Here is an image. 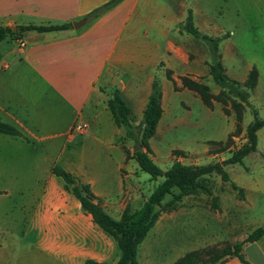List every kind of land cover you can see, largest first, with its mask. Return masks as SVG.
<instances>
[{"label": "crops", "instance_id": "crops-1", "mask_svg": "<svg viewBox=\"0 0 264 264\" xmlns=\"http://www.w3.org/2000/svg\"><path fill=\"white\" fill-rule=\"evenodd\" d=\"M106 1L0 0V26L19 35L17 39L8 36L0 41V121L20 132V135L0 133V141L29 138L40 141L47 136H64L59 166L76 182L88 184L96 198L94 202L110 217L120 218L127 207L137 209L150 194V189L148 192L141 189L139 179H152L141 174L133 158L127 159L131 137L124 126L115 124L107 102L118 90L130 110V123L136 126L141 121L152 82L157 80L162 114L150 139L157 135L164 138L177 122L175 111L179 102L174 97L186 91L175 90L165 71L170 70L178 87L182 86L183 76L195 80L209 73L211 55L210 60L181 56L179 41L185 35L182 24L190 10L194 26L208 35V28L199 25V21L217 20L198 0H123L94 19L84 18ZM62 23L70 26L46 32L17 29L29 24ZM19 40L24 41L23 48H19ZM195 101L200 103L203 118H211V108L199 98ZM165 118L168 121L164 127ZM80 122L86 125L85 131L70 134L71 126ZM232 129L233 126L225 134ZM193 144L195 150L207 153V146H198L197 141ZM177 146L186 147L180 143ZM51 148H34L31 152L47 153ZM43 155L42 160L34 162L35 166H44L40 191L29 197L19 195L22 200L19 210H26L18 218L15 216L20 227H0V264H90L89 261L115 264V238L83 210L70 190L73 185H67L52 173L57 159ZM150 157L156 163L151 154ZM176 160L181 162V158ZM236 168L235 175L232 170ZM226 171L229 179L224 183L228 191L217 197L225 205L224 242L233 244L254 230L237 236L242 226L241 212L249 203L255 205L256 193L264 194V176L244 177L242 170L234 166H226ZM230 183L243 193L231 189ZM0 195L8 196L9 192L4 189ZM178 211H187L195 220L193 208H178L171 214L160 215L152 228H160L163 221L178 220ZM186 242V245L194 243L195 247L185 253L203 244L195 233L188 235ZM241 252L248 263L264 264V232L258 239L245 242ZM143 256L139 264H156L146 251ZM216 264L245 263L230 256Z\"/></svg>", "mask_w": 264, "mask_h": 264}, {"label": "rangeland", "instance_id": "rangeland-1", "mask_svg": "<svg viewBox=\"0 0 264 264\" xmlns=\"http://www.w3.org/2000/svg\"><path fill=\"white\" fill-rule=\"evenodd\" d=\"M198 1L217 20L215 23H200L199 21V25L208 28V35L220 38L219 51L225 73L243 84L247 76L246 70L255 66L258 70V81L253 88L248 89V101L243 104L241 109L242 120L238 130H236L235 110L231 105L232 97L227 93H221V88L212 80L209 73L206 72L205 75L200 76L195 81L206 85L209 92L218 97L212 100L211 118H203V112L199 107L200 103L195 101L196 98H199L195 91L183 86H176V90L185 89L186 91L176 94L174 97L175 102H179L178 106L175 103L177 106L175 126L169 129L164 138L157 135L149 139L150 154L164 171L177 158H181V162L187 165L222 162L246 143L245 129L247 124L253 120L254 111L257 112L259 118L264 117V0ZM183 32L185 31L183 30ZM186 34L189 36L188 38L185 36ZM185 35H182L179 41L182 49L180 51L181 56L184 57L187 54L190 60L195 57L201 60L206 57L210 60L211 54L208 45L186 32ZM169 111L167 110V112ZM167 121L168 119L165 118L164 127ZM232 126L233 129L226 135V131ZM233 132L235 134L229 140L228 137ZM263 132L264 127L257 133L256 150L243 158L242 165L229 164L226 166L238 167L242 170L241 176L244 177L264 176ZM38 136L44 137L45 134ZM64 141V136H47L41 138L40 141L31 138L28 141H0V191L5 189L9 192L8 196L0 195V227H20V224H16L18 223L15 221L16 217L23 215L26 210L23 212L19 210V204L22 201L19 195L24 194L29 197L31 194L40 191L41 179L45 175L44 166H35L34 162L42 160L45 153L46 156L57 159L56 165L59 166L61 159H58V154ZM196 141L199 143L198 146L208 147L207 153L195 150L193 143ZM135 142V139H130L127 159L132 158L131 154L134 151ZM179 143L185 145V149H180L177 146ZM226 143L227 146L225 147ZM48 146L52 148L47 153L46 151L35 154L31 152L34 148L39 149ZM141 149L144 150V148ZM45 160L48 161L47 158ZM226 166L224 167L225 170ZM232 173L236 175L237 168L233 169ZM141 174L149 176L143 171ZM161 180L160 177L151 181L141 178L139 182L143 191L148 192L150 189L151 192ZM206 180L204 187L198 189L196 195H183L178 201H175L174 196L179 193V190L174 188L173 194L165 197L163 204L172 200V206H175L174 210L193 208L195 220L191 218V215H187V211H178L176 213L178 220L163 221L160 228H152L143 239L144 242L138 247L136 256L138 264L143 262L145 251L147 254L149 253V258L153 259L156 264L172 263L187 249L195 247L192 245L194 243L189 244L190 246L185 244L188 235L191 236L194 233L196 239L203 242V244H198L196 249L202 250L204 257L209 256L210 250L221 248L227 244L224 242L226 240L223 239L225 237L224 231L227 228L224 210L222 209L225 205H221L217 196L222 191H228V189L225 188V181L218 174L213 173L206 176ZM206 190H209L212 195H209ZM214 197H216V201H212ZM253 198L255 205H252L251 202L245 206L244 212H241L240 222L242 226L237 236L246 231L249 233L258 226L264 229V222H262L264 220V194L256 193ZM215 202L217 207L219 206L218 208L214 207ZM128 208L132 210L131 207ZM172 211H161L160 215L171 214ZM113 219L118 220L119 218L114 216ZM199 245L201 246L199 247ZM116 252V259H118L120 249L117 241Z\"/></svg>", "mask_w": 264, "mask_h": 264}, {"label": "trees", "instance_id": "trees-1", "mask_svg": "<svg viewBox=\"0 0 264 264\" xmlns=\"http://www.w3.org/2000/svg\"><path fill=\"white\" fill-rule=\"evenodd\" d=\"M121 1L123 0H108L91 10L84 18L87 20L94 19ZM69 26L70 24L68 23L47 25L29 24L19 26L17 29L21 32L27 30L46 32L67 29ZM182 29L208 45L211 54L209 74L212 80L221 88V93H227L232 97L233 100L231 105L235 110L236 130H238L242 120L241 109L243 104L248 101V89L253 88L258 81L257 68L252 66L247 73L244 83L240 84L237 80L230 78L225 73L219 51L220 38L201 33L194 26L190 10L182 24ZM14 32L15 30L11 28L0 26V41L8 36L12 39H17L19 35ZM165 75L172 82L173 88L176 90V84L171 77V72L166 70ZM181 83L183 87L195 91L199 95L202 103L209 108L212 107V100L218 98L209 92L206 85L189 77H181ZM160 100V86L157 80H153L151 92L148 96L141 121L136 126L130 123V110L122 100L118 90H115L113 97L107 102V106L115 124L124 126L127 130V136L135 139V141H139L141 148H144V150L140 149L138 151H133L131 154V157L138 164L139 169L147 173L151 179L155 180L159 177L162 178L137 209L131 210L127 207L120 218L115 220L103 211L97 202H94L96 198L91 193L88 184L76 182L74 177L60 166L54 165L51 168L52 173L63 179L67 185L73 184L70 190L79 200L83 210L91 215L95 224L116 239L120 254L115 264H138L136 258L138 247L159 218L160 212H169L175 208V206H172V200L163 204L165 197L173 194L172 191L174 188L179 190V193L174 196L175 201H178L183 195H196L197 190L204 187L207 181L206 176L213 173L220 175L221 179L224 181L228 180V173L224 167L229 164H242L243 158L256 150L257 131L264 126V117L259 118L257 112L254 111V118L247 124L245 129L246 143L241 148L234 151L227 159L222 162L201 165H187L176 160L164 171L150 157L149 146V139L155 134L157 124L162 114ZM0 133L20 135V132L15 127L2 121H0ZM234 134L235 132L231 133L228 139L230 140ZM230 185L232 189L243 193V190L234 183H230ZM206 191L208 194H211L209 190ZM212 201H216V197L212 198ZM214 207H217L216 202ZM263 232L264 229L258 227L249 233L241 242H235L233 244L227 243L221 248L210 250L211 253L207 251L209 253L208 257H204V253L199 249L188 251L171 264H216L230 256H235L241 262L250 264L242 255V246L245 242L258 239ZM89 263L105 264L93 261H89Z\"/></svg>", "mask_w": 264, "mask_h": 264}, {"label": "built area", "instance_id": "built-area-1", "mask_svg": "<svg viewBox=\"0 0 264 264\" xmlns=\"http://www.w3.org/2000/svg\"><path fill=\"white\" fill-rule=\"evenodd\" d=\"M24 41L23 40H19L18 41V45H19V48H23L24 47ZM86 129V125L84 123H75L71 126L70 128V134L72 133H82L84 132Z\"/></svg>", "mask_w": 264, "mask_h": 264}, {"label": "water", "instance_id": "water-1", "mask_svg": "<svg viewBox=\"0 0 264 264\" xmlns=\"http://www.w3.org/2000/svg\"><path fill=\"white\" fill-rule=\"evenodd\" d=\"M82 22H83V20H82ZM82 22H79V23L81 24ZM75 23H77V22H75ZM75 23H74V25H75ZM140 149H141V145H140L139 141H136V142H135V146L133 147V150H134V151H138V150H140ZM72 185H73V184H72Z\"/></svg>", "mask_w": 264, "mask_h": 264}]
</instances>
